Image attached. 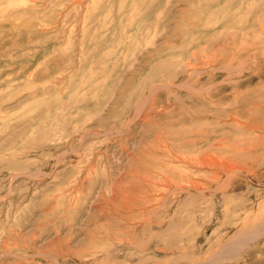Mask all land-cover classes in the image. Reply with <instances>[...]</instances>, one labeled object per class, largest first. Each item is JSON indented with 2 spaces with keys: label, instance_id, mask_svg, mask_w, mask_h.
<instances>
[{
  "label": "rangeland",
  "instance_id": "1",
  "mask_svg": "<svg viewBox=\"0 0 264 264\" xmlns=\"http://www.w3.org/2000/svg\"><path fill=\"white\" fill-rule=\"evenodd\" d=\"M0 264H264V0H0Z\"/></svg>",
  "mask_w": 264,
  "mask_h": 264
},
{
  "label": "bare ground",
  "instance_id": "2",
  "mask_svg": "<svg viewBox=\"0 0 264 264\" xmlns=\"http://www.w3.org/2000/svg\"><path fill=\"white\" fill-rule=\"evenodd\" d=\"M209 164V158H208V160H207V165Z\"/></svg>",
  "mask_w": 264,
  "mask_h": 264
}]
</instances>
